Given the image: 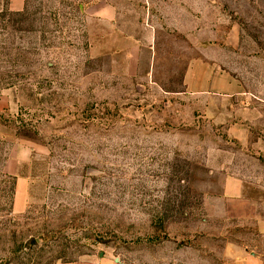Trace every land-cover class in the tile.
I'll use <instances>...</instances> for the list:
<instances>
[{
  "label": "rangeland",
  "instance_id": "1",
  "mask_svg": "<svg viewBox=\"0 0 264 264\" xmlns=\"http://www.w3.org/2000/svg\"><path fill=\"white\" fill-rule=\"evenodd\" d=\"M98 1L0 9V264H264V0Z\"/></svg>",
  "mask_w": 264,
  "mask_h": 264
},
{
  "label": "crops",
  "instance_id": "2",
  "mask_svg": "<svg viewBox=\"0 0 264 264\" xmlns=\"http://www.w3.org/2000/svg\"><path fill=\"white\" fill-rule=\"evenodd\" d=\"M25 0H0V9L6 8L14 13H18L23 10ZM91 14L97 18L100 24H107L109 27H113L117 24V21H112L113 16H116V8L110 5L107 1H98L91 5ZM131 41L136 42L133 36H130ZM196 68L193 67L188 70L185 78V84L191 94L203 95V94H225L228 92V80L226 76H214L206 73L205 75L198 74ZM14 161L9 162L13 163ZM8 164V163H7ZM8 173H13L10 168ZM242 186L234 181H228L224 188V196L227 198V202L232 206H229L228 214L234 218V216H246L253 210L249 200L241 197ZM238 209V210H237ZM236 257V264H257V256L252 252L247 253L244 249H236L231 252ZM59 264H126L119 256L111 255L107 252H101L96 255L85 256L79 260L72 262H65Z\"/></svg>",
  "mask_w": 264,
  "mask_h": 264
}]
</instances>
